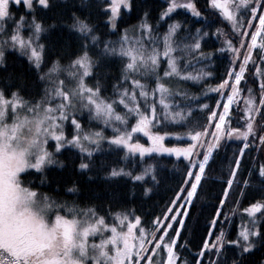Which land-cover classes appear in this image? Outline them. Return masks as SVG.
Masks as SVG:
<instances>
[{
    "label": "snow or ice",
    "instance_id": "snow-or-ice-1",
    "mask_svg": "<svg viewBox=\"0 0 264 264\" xmlns=\"http://www.w3.org/2000/svg\"><path fill=\"white\" fill-rule=\"evenodd\" d=\"M165 3L155 23L145 9L136 25L121 29L136 0H96L108 39L97 30L99 22L72 13L68 27L79 44L64 63L51 37L57 22L45 17L58 0H0V67L7 66V53H19L44 85L29 95L23 74L0 77V264H249L246 257L264 246V163L247 169V176L240 172L246 150L264 149V0H206L204 11L198 0ZM81 6L91 9V0H81ZM178 9L197 19L194 31L191 21L173 19ZM113 33H119L115 40ZM205 37L221 46L206 52ZM226 51L229 66L216 84H205L199 93L183 86L215 79L203 62L214 64L216 53ZM115 61L121 75L107 95L109 84L99 69ZM197 63L199 70L192 68ZM209 93L216 94L214 100ZM84 110L89 123L99 121L113 134L86 129ZM197 113L204 114L203 122H192ZM169 137L178 140L166 143ZM230 142L240 146L233 150L207 235L193 253L184 235L189 209L206 171ZM105 144L108 151L123 152L124 163L108 165L100 178L130 182L127 197L81 204L41 191L49 184V166L65 167L58 159L64 152L69 160L78 158L75 169L87 181L96 180L93 157ZM158 154L183 157L187 164L169 200L141 214L128 198H135L137 182L144 196L159 186L155 161L167 157ZM254 177L259 190L249 196ZM60 191L57 183L53 192ZM63 191L80 197L83 189L72 181ZM230 198L232 210L226 212ZM237 211L242 219L228 239L223 225H231Z\"/></svg>",
    "mask_w": 264,
    "mask_h": 264
},
{
    "label": "trees",
    "instance_id": "trees-1",
    "mask_svg": "<svg viewBox=\"0 0 264 264\" xmlns=\"http://www.w3.org/2000/svg\"><path fill=\"white\" fill-rule=\"evenodd\" d=\"M92 7L84 8L81 6V0H58L57 7L52 11L45 14L46 22L51 23L53 19L56 20L57 26L52 29L51 37L56 44V49L63 56L64 63L67 62L68 56L75 52L78 48L79 39L78 34L74 29H70L68 25L72 23V13H76L81 18H89L90 23H100L101 27L97 30L102 33L103 39H108L109 36L103 35L105 29L103 27L104 16L98 7H96V0H91ZM166 7L165 0H136V8L132 12L131 16H125L123 22L120 23L119 27L121 29L129 26L136 25L143 15L145 9L150 12V19L155 23L159 16L161 9ZM198 7L201 11H204L207 7L206 0H198ZM16 11V9H13ZM19 11H23L21 8ZM177 15L173 16V19H182L186 22H192L193 31L195 27L199 26L196 18L191 17L184 9H178ZM211 19H215L212 13L206 12ZM202 23V22H201ZM225 27L226 25H221ZM212 28L216 27V24L211 25ZM167 28V24H162L158 29L159 32L163 33ZM131 34V28H130ZM119 33L111 34V39H117ZM259 43V42H258ZM220 42L214 37H205L203 42L204 50L207 52L209 50L219 48ZM7 55V66L0 67V77H4L11 73L14 77H19L23 74L25 92L29 95H37L43 91L44 85L37 80L34 72L30 68L27 58L21 56L19 53L9 52ZM218 57L215 63H211L205 60L203 63L207 64L204 69L207 72H212L214 78L205 77L203 83L196 85L195 82H189L184 87L188 88L190 93H199L204 88L205 84L214 85L218 82V79L223 77L227 67L229 66V56L230 53L227 51L224 53H216ZM52 58L51 56L49 57ZM201 64H193L192 68L199 70ZM163 69H161L162 71ZM191 70V69H190ZM101 72V79H105L108 84L107 95H111V83H114L121 75V66L119 61L105 63L99 69ZM14 82L19 83V80ZM91 83V81H89ZM243 83V82H242ZM212 99H215V93L208 94ZM203 102V101H201ZM210 103L212 100L209 101ZM241 102V107H242ZM117 111H124L122 105H117ZM79 118V117H78ZM204 114L197 113L193 116L192 122L200 121L203 122ZM82 123L86 129L102 128L106 135H112V129L103 125L99 121L93 120L89 123L87 110H84ZM70 130V128H67ZM179 130V129H175ZM71 131V130H70ZM142 137L141 142L146 143L147 138L143 137V134H139ZM177 137L166 138V143L169 141L171 143H176ZM239 144L229 143L225 148L220 150L219 155L215 157V163L211 164V168L206 171V176L202 179V186H199L197 193L193 199V203L189 209V217L186 219L187 229L184 235L191 241L192 249L195 252V246L198 245L202 237L207 235L206 230L208 229V221L211 219V214L213 213L214 207L217 205V197L221 194V188L224 184V177L229 171L230 161L233 154V150L236 149ZM157 155V154H154ZM159 156L167 157L165 159H158L155 161L157 166V171L160 177V184L158 187L154 188L151 193L147 196L143 195V183L137 182L135 185L136 193L135 198H128L131 204H134L138 209H140L141 214L144 212H151L153 209L158 210V206H162L169 200L172 195V191L175 190L177 184L181 181L184 174L185 165L187 160L183 157H175L171 154H158ZM123 156V152H112L107 150V145L105 144V151L94 153V168L93 172L97 175V179L94 181H87L86 178L76 171L75 164L78 163V158L75 160H69V153L64 152L58 155V159L65 160L66 165L64 168H60L58 165H50L48 168V179L49 184L41 189L44 192H50L53 195H57L63 199L73 200L78 199L81 204L86 202H96L99 203L100 200L107 202L110 196H115L117 198L127 197L129 189L132 187L130 182H126L124 179L107 181L101 179L103 169H106L108 165L113 163H124L120 157ZM148 161H145L147 163ZM264 163V149H259L253 147L251 151L246 150V155L243 158V163L241 165L240 172L243 176H247V169L252 168L254 164ZM103 166V167H102ZM131 166V161L129 162ZM142 165L137 164L136 171H139ZM37 182L39 181V176L36 177ZM145 180H150V177H145ZM72 181H77L81 188L83 189L82 195L80 197H74L72 195H65L63 187L66 184H70ZM60 183L61 191L53 192L56 184ZM260 181L258 178H253L252 189L249 191L248 195H255L259 190L257 185ZM148 186H151L150 184ZM235 192V189H234ZM99 197L100 199H97ZM248 198L246 197L243 204L248 203ZM232 201L231 198L225 208L226 212H231ZM241 216L239 212H236L235 219L231 222V225H223L226 232L228 233V239L235 237L236 230L238 229ZM244 219H247L245 216ZM219 227V225L217 226ZM229 254H231V248L229 249ZM187 255V253H185ZM188 259H192L190 255L187 256ZM264 260V246L258 247L253 251L251 256L246 257V261L249 264H258L259 261Z\"/></svg>",
    "mask_w": 264,
    "mask_h": 264
},
{
    "label": "rangeland",
    "instance_id": "rangeland-1",
    "mask_svg": "<svg viewBox=\"0 0 264 264\" xmlns=\"http://www.w3.org/2000/svg\"><path fill=\"white\" fill-rule=\"evenodd\" d=\"M259 42V41H258ZM71 130V129H70ZM68 129H66V131H70ZM54 147V141H50L49 142V148L52 149ZM196 195V194H195ZM195 197V196H194ZM194 199V198H193Z\"/></svg>",
    "mask_w": 264,
    "mask_h": 264
}]
</instances>
